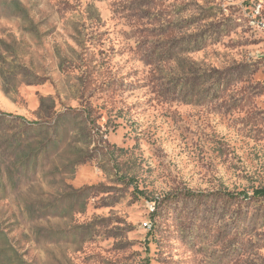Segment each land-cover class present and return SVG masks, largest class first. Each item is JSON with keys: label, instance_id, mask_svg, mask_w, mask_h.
I'll return each mask as SVG.
<instances>
[{"label": "rangeland", "instance_id": "1", "mask_svg": "<svg viewBox=\"0 0 264 264\" xmlns=\"http://www.w3.org/2000/svg\"><path fill=\"white\" fill-rule=\"evenodd\" d=\"M223 2L0 0V264H264V48Z\"/></svg>", "mask_w": 264, "mask_h": 264}, {"label": "crops", "instance_id": "2", "mask_svg": "<svg viewBox=\"0 0 264 264\" xmlns=\"http://www.w3.org/2000/svg\"><path fill=\"white\" fill-rule=\"evenodd\" d=\"M264 34L262 33L257 39H245L240 40L241 42L237 44L236 46H232L231 48V57L232 59H235L236 61H241L244 58V54L246 51H250L251 53L258 52L264 48V41H263ZM227 38H230L233 42H238L235 38V31H231V33L226 36V42H230ZM252 38V37H251ZM228 40V41H227ZM245 50V51H244ZM245 59V58H244ZM264 74V73H263ZM51 91H47V86H29L28 88L24 89L23 96H25L24 101V107L20 108L22 109V115L24 116H31L34 117L37 115V111L40 108L39 104L41 101V97L45 96L47 94H50ZM24 108V109H23ZM24 111V112H23ZM80 182L82 181H90V177L86 176V173L84 171L81 172V176L78 179Z\"/></svg>", "mask_w": 264, "mask_h": 264}, {"label": "built area", "instance_id": "3", "mask_svg": "<svg viewBox=\"0 0 264 264\" xmlns=\"http://www.w3.org/2000/svg\"><path fill=\"white\" fill-rule=\"evenodd\" d=\"M223 4L226 10L236 8L244 21L246 22V28L250 35L254 38H258L260 34H264V0H223ZM248 1V3H247ZM258 36V37H257ZM264 41V36H263ZM253 54V53H252ZM249 53L248 60L256 59L261 56L260 53L252 55ZM264 56V52H262ZM153 210L155 207L152 208ZM146 227H151L150 223H145Z\"/></svg>", "mask_w": 264, "mask_h": 264}, {"label": "trees", "instance_id": "4", "mask_svg": "<svg viewBox=\"0 0 264 264\" xmlns=\"http://www.w3.org/2000/svg\"><path fill=\"white\" fill-rule=\"evenodd\" d=\"M255 194L257 195H264V189H258L255 191Z\"/></svg>", "mask_w": 264, "mask_h": 264}]
</instances>
